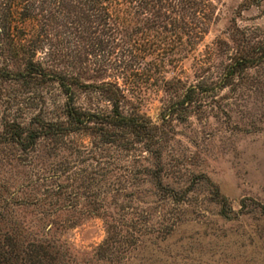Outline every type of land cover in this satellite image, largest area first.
Segmentation results:
<instances>
[{
	"label": "rangeland",
	"instance_id": "rangeland-1",
	"mask_svg": "<svg viewBox=\"0 0 264 264\" xmlns=\"http://www.w3.org/2000/svg\"><path fill=\"white\" fill-rule=\"evenodd\" d=\"M208 2L214 19L191 55L216 78L235 44L264 43V0ZM7 99L0 116L20 108ZM162 105L142 113L160 124ZM161 134L156 160L87 139L29 158L1 150L0 264H264V60Z\"/></svg>",
	"mask_w": 264,
	"mask_h": 264
},
{
	"label": "trees",
	"instance_id": "trees-1",
	"mask_svg": "<svg viewBox=\"0 0 264 264\" xmlns=\"http://www.w3.org/2000/svg\"><path fill=\"white\" fill-rule=\"evenodd\" d=\"M211 6L208 0L0 4V99L20 100L14 114L0 116V151L29 158L68 152L87 139L126 151L141 145L158 159L161 133L173 117L264 60V43L240 41L221 73L208 76L191 54L210 30ZM5 83L16 89L4 91ZM153 97L163 103L160 124L142 113Z\"/></svg>",
	"mask_w": 264,
	"mask_h": 264
}]
</instances>
